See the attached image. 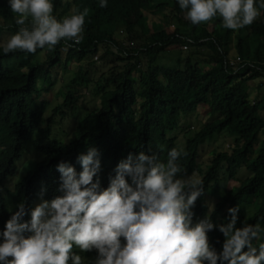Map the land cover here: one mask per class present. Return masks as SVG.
Returning a JSON list of instances; mask_svg holds the SVG:
<instances>
[{
  "label": "trees",
  "instance_id": "trees-1",
  "mask_svg": "<svg viewBox=\"0 0 264 264\" xmlns=\"http://www.w3.org/2000/svg\"><path fill=\"white\" fill-rule=\"evenodd\" d=\"M85 7L88 15L79 44L61 41L44 60L23 64L10 60L26 52H0V187L15 173L26 141L42 155L33 170L14 185L13 202H24V220L29 219L27 212L38 197L51 199L61 194L56 170L59 162L72 164L79 173L77 155L89 146L96 147L100 159L96 176L101 187H106L116 164L129 152L147 153L150 148L159 160H165L169 149L179 148L168 133L179 127L181 114L203 106L208 118L200 128H187L184 155L179 158L181 178L191 175L204 182V194L197 197L192 208L193 222L209 214L211 198L207 195L217 187L219 172L220 176L235 178L238 168L244 166L249 175L214 197L209 214L214 226L207 233L208 240L219 252L224 237L216 226L228 222L230 207L238 206L236 227L244 222L264 228V137L258 138L264 132L260 114L264 97L249 98L255 79L264 76V9L250 25L231 30L221 27L219 17L193 25L176 0H107L104 8L98 6V0H53L57 18L70 14L73 8L79 11ZM145 9L158 19L159 26L154 30L148 27ZM15 16L6 0H0V40L17 30ZM171 21L177 30L168 33L166 27ZM245 32L251 36L249 42L242 37ZM174 44L185 45L188 50L178 58L177 65L160 66V80L154 71L155 62ZM100 47L103 51L99 60L124 62L123 68L115 76L93 83L90 94L99 98L100 105L86 110L74 137L64 142L51 138L54 118L71 112L79 104L80 89L88 88L92 81L84 66H79L62 91V101L51 109L42 127L41 101L35 105V99L50 91L59 69L66 71L70 61L82 64ZM231 49L235 56L261 70L250 66L234 69L228 62ZM223 131L234 135V148L231 152H214L203 167L198 163L200 144ZM10 215L0 191V230ZM259 242L254 240L253 245ZM82 254L94 258L95 251Z\"/></svg>",
  "mask_w": 264,
  "mask_h": 264
},
{
  "label": "clouds",
  "instance_id": "clouds-1",
  "mask_svg": "<svg viewBox=\"0 0 264 264\" xmlns=\"http://www.w3.org/2000/svg\"><path fill=\"white\" fill-rule=\"evenodd\" d=\"M6 3L16 14L18 27L0 40L3 54L52 50L61 41L79 44L83 39L87 7L73 8L57 18L53 0ZM176 3L193 25L219 17L221 27L231 30L250 25L264 9V0ZM106 5L107 0H98L100 8ZM237 57L239 63H229L234 69L261 70ZM183 155L177 147L169 149L163 161L150 148L147 153L129 152L116 164L106 187H101L96 176L100 168L96 147L77 155L79 173L72 164L59 162L61 194L32 204L28 220H24V202L16 205L0 230V264H264V228L244 222L236 227L238 206L228 209L227 223L216 226L224 237L219 252L210 245L207 233L214 226L209 215L214 204L209 214L193 222L192 208L204 194V182L200 177L178 175L183 171L179 163ZM254 240L260 242L254 246ZM74 249L79 253L94 250L95 256L86 259Z\"/></svg>",
  "mask_w": 264,
  "mask_h": 264
},
{
  "label": "rangeland",
  "instance_id": "rangeland-1",
  "mask_svg": "<svg viewBox=\"0 0 264 264\" xmlns=\"http://www.w3.org/2000/svg\"><path fill=\"white\" fill-rule=\"evenodd\" d=\"M145 14L147 16V24L150 30H154V28L158 27V19L156 16L152 15L145 9ZM175 22H170V24L166 27V31L168 33L174 32L177 30L175 26ZM245 42H249L251 36L248 33H243L242 35ZM183 46L180 44H174L170 46L166 51L162 52L154 66V71L157 72L158 78L162 80V75L159 72L160 66L162 65H169L175 66L178 64V58L182 57V55L188 50H184ZM103 51V48L100 47L96 54H93L91 57L90 55L87 56L86 60L80 64L74 61H70L68 63V67L66 71L58 70L56 74L53 75L54 85L50 89L49 92H44L43 95L38 99H35V105L41 101L39 113L42 114L41 118V125L45 122V118L49 115L51 109L62 101L63 93L66 88L67 81L71 78L74 71L78 69L79 66H84V70L87 72V77L92 81V84L88 86V88H81L80 91L82 92L81 97L78 100V105L72 109L68 117H60L57 115L54 120L55 124L51 126V138L57 139L59 141H68L72 136L74 137V131L79 123L80 118L85 115L86 110H89L94 107H98L100 105L99 98L96 96H92L90 94L92 90L93 83L97 81L99 78L105 76H115L122 68L123 63L114 61L108 62L107 60H99L100 53ZM50 54V50L44 48L43 50H36L34 53H24L19 57L13 58L10 62L18 63H25L29 60H37L41 61L44 60ZM97 55L98 58L95 57ZM111 55H108L110 58ZM229 59H235L234 49H231L229 52ZM23 66V65H22ZM23 71H25V67H21ZM262 98L264 97V76L258 77L254 81V86L249 88V98ZM255 100V99H254ZM187 113H182L177 129L174 128L171 130L168 135L173 136L176 140V144L179 148H184L185 145V135L186 130L192 129L193 127L200 128L204 121L208 118L207 114H205L203 106L193 107L187 110ZM260 114L264 117V102L261 106ZM176 129V130H175ZM74 134V135H73ZM264 137V132L259 133V140ZM66 143V142H65ZM235 145V137L234 135H230L223 132L215 133L207 138L200 144V154L198 158V163L205 167L206 164L212 158L214 152L219 151H226L231 152ZM23 156L16 162L17 169L15 173L6 178L4 185L0 187V191L3 195L4 202L6 209L9 212H13L16 210V203L13 202L14 196V185L20 181L29 170H33L34 164L36 161L42 158V155L32 149V144L29 141H26L23 146ZM249 175L248 171L244 168V166H240L237 170L235 178H227L224 174L220 176L219 172V181L216 188L211 190V193L207 195L210 196V201L208 205L211 207L215 202V196H218L221 191L224 189H228L231 186L239 184L241 180L246 178ZM42 198L38 197L34 203L33 207L40 202ZM209 212V211H208ZM78 250V249H77ZM84 256V254L79 253ZM85 257V256H84ZM86 259H91V257H85Z\"/></svg>",
  "mask_w": 264,
  "mask_h": 264
},
{
  "label": "built area",
  "instance_id": "built-area-1",
  "mask_svg": "<svg viewBox=\"0 0 264 264\" xmlns=\"http://www.w3.org/2000/svg\"><path fill=\"white\" fill-rule=\"evenodd\" d=\"M184 48H186V46H183ZM96 57V56H95ZM240 62V59L237 57L235 58L234 60H230V64H236V63H239ZM244 64H242L241 66H243Z\"/></svg>",
  "mask_w": 264,
  "mask_h": 264
}]
</instances>
